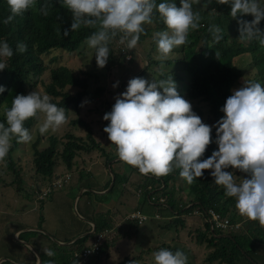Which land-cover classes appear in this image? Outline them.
Here are the masks:
<instances>
[{
	"label": "trees",
	"instance_id": "obj_1",
	"mask_svg": "<svg viewBox=\"0 0 264 264\" xmlns=\"http://www.w3.org/2000/svg\"><path fill=\"white\" fill-rule=\"evenodd\" d=\"M176 3L179 6V0H176ZM42 5L47 10L46 15L40 10ZM192 7L193 11L200 15L199 26L197 29L189 30L184 45L172 50L181 56L176 60H161L153 57V54L159 56L153 33L166 30L162 18L154 9L152 23L143 25L145 31L140 35L136 45H142L143 49L150 47V53L147 55L148 65L141 72V76L148 73L153 78L157 76L159 80L171 75L178 85L186 81L183 98L191 104L192 111L201 118L203 123L212 125L223 116L219 109L223 106L226 97L231 95L232 90L240 85V81L245 76L244 69L235 64L238 58L251 55L252 62H254L251 64V69L257 70L255 76L249 77V80L259 82L264 86V46H261L258 40L247 41L239 37L237 18L229 16V4H220L216 0H211L206 7H202L198 2L193 3ZM10 14L6 0H0V21ZM238 18L252 19L250 14ZM70 23V12L59 3V0H35L32 8L21 15L14 16L8 24L0 23V39L6 40L13 48L12 57L4 59L6 68L0 71V85L5 89L3 93H0V123L5 122L4 109L11 106L13 96L37 91L39 85H43L44 93L42 94H47L50 102L56 104L57 107L64 108L66 118L71 109L79 114L85 99L92 102L104 95L105 87L103 86H98L94 92L88 93L91 81L100 80L101 74L91 72L76 74L74 70L66 67L53 68L50 65L56 59L52 58L49 62L44 59L45 55L55 50L69 54L78 52L86 44V37L97 28V25H82L79 29L71 31L67 37L59 35L58 30L63 32V29L68 28ZM210 24H216L221 29L219 41L213 40L208 30ZM258 27L264 30V19L259 22ZM118 36L109 43L110 52L105 64L108 65V69L121 62L125 64L127 55H132V53L125 54V51L116 48L119 43ZM18 41L26 45L22 53L16 51ZM162 63L163 67H161ZM174 64L179 67L174 69ZM152 65L158 67V70L150 71ZM167 66L169 67L168 72L165 70ZM46 72L50 74V81L44 84L40 78ZM184 73L187 74L188 79L183 77ZM69 87L80 91L72 96L69 94ZM35 122L36 117L28 118L24 121V127L30 131ZM71 123L89 129V125L80 119ZM89 135L90 138L91 132ZM213 135L214 129L210 133V136ZM65 137L67 142L61 153L58 151V140L55 137L50 138V146L43 150L37 149V143L34 144L33 163L37 173L51 178L53 169L58 165L59 157L67 169L72 170L74 160L81 151L89 153L101 150V156L106 157L104 165H108L115 159V156H112L114 153L112 150L107 155L105 148H101L99 144L90 147L81 138H76L72 134H67ZM20 145L22 146L23 142H18L13 137L5 163H0V166H6L17 178L12 181L11 185L18 189H22L21 171L16 170L18 164L16 154ZM215 148L216 145L210 143L200 159L206 158ZM127 165H124L126 168L124 171L117 170V174L111 168L112 165L109 167L114 180L113 183L110 182L113 186L108 193L115 191L118 179L120 181L117 185V193L118 186L121 184L122 189L119 191L120 196L117 201L107 211L96 213L92 205L88 214L79 211V215L91 221L90 223H94L95 226H90L88 221L85 222L79 217H72L75 236L66 239V242H72L62 248L64 251H69L71 255L69 260H65L66 264H73L74 259L77 263L82 261L84 251L92 248L100 239L99 250L93 253L85 264H100L104 259H109L113 253L112 249L116 248L119 240L137 235L140 224L137 222L138 219L131 218L133 214L146 216L147 220L144 222H147L152 218L159 220L161 216L164 217L166 213L174 211H178V217L171 220L167 228L183 227L185 225V220L182 219L184 214L194 213L198 216L196 218H198L199 226L193 230L196 240L200 245L206 244L210 249L215 248L208 255L207 263L216 261L218 264H264V225L238 213L234 198L225 196L223 187L214 183V178L209 175L210 169L202 170V177L195 178L191 184H187L179 176L178 168H174L167 175L156 176L151 173H140L137 168L128 165L129 168ZM131 170L136 171V174L131 173ZM227 170L233 171L237 182L240 177H246V174L239 170L231 168ZM130 175L132 177L135 175L139 180L129 184L126 177L129 178ZM178 184H183L184 190H181ZM108 185L101 190L104 194L107 193L105 190L109 187ZM180 192L185 193V204L183 205L180 204L183 199L177 198ZM86 193L83 192V194ZM128 196L134 197L133 203L127 199ZM178 197H182V193ZM187 206L189 207L186 208ZM164 247L170 249L169 246ZM170 250L175 251V249ZM257 254L260 256L258 259L255 257ZM125 261L119 264H124Z\"/></svg>",
	"mask_w": 264,
	"mask_h": 264
},
{
	"label": "clouds",
	"instance_id": "obj_2",
	"mask_svg": "<svg viewBox=\"0 0 264 264\" xmlns=\"http://www.w3.org/2000/svg\"><path fill=\"white\" fill-rule=\"evenodd\" d=\"M197 2L206 7L211 0H179V6L176 0H59L70 12L71 23L63 32L58 30V34L67 37L82 25H98L86 37V45L94 50L95 63L102 68L109 57V43L118 34L122 51L135 52L140 35L145 31L143 25L152 23L155 9L166 26V30L153 33L159 57L172 59L177 55L172 50L184 45L189 30L199 26L200 15L192 7ZM216 2L230 5L229 16L237 18L242 40L255 39L264 46V30L258 27L264 19V0ZM6 3L11 14L0 21L3 24L32 8L35 0H6ZM40 10L47 14L43 5ZM245 14H250L252 19L238 18ZM208 30L214 41L221 39L218 25L210 24ZM25 49L26 45L18 41L16 51L22 53ZM12 55L13 48L0 39V71L6 68L4 59ZM129 60L132 55H127L126 65ZM118 84L117 80L112 87ZM4 91L0 85V93ZM219 111L223 116L212 125L203 123L192 111L191 104L177 93L171 75L150 81L132 77L101 119L108 122L103 132L114 145L116 160L137 168L140 173L156 176L167 175L178 168L179 176L187 184L202 177V170L210 169L214 183L223 187L225 196L234 198L238 213L264 225V86L244 79L242 85L226 97ZM39 114H43L38 129L41 134L55 131L66 122L64 108L50 102L47 94L33 90L13 96L11 106L4 109L5 122L0 123V163H5L13 137L18 142L31 141L32 135L24 127V121ZM213 129L214 135L210 136ZM210 143L216 148L200 159ZM229 168L239 170L246 177H240L237 182ZM43 194L45 198L40 199ZM49 194V189L36 193L35 205L46 201ZM132 217L138 219L140 225L147 220L142 214ZM43 251L49 257L54 255L51 249ZM152 255L155 264H186V256L179 249L160 248ZM73 264H77L75 259Z\"/></svg>",
	"mask_w": 264,
	"mask_h": 264
},
{
	"label": "rangeland",
	"instance_id": "obj_3",
	"mask_svg": "<svg viewBox=\"0 0 264 264\" xmlns=\"http://www.w3.org/2000/svg\"><path fill=\"white\" fill-rule=\"evenodd\" d=\"M116 48L121 49L123 46L118 43ZM135 49V52H132V61L128 65H126V63L122 64L124 62H121L111 69L107 68L108 65H105L102 68L97 67L95 58L93 57V49L88 48L86 44L74 54L55 50L44 56L46 62H49L52 58L56 59L50 65V67L53 68L62 66L74 70L76 74H81L82 72L101 74L100 80L91 81L88 93L90 94L94 92L98 86L105 87V93L102 97H98V99L92 102L85 99L83 102V108L79 114H76L75 110L71 109L68 117L66 118V122L55 131L49 130L41 134L38 129L42 123L43 114L36 116V122L29 131L32 135L31 141L27 143L23 142V145L18 147V155H16L18 162L16 170L18 172L21 171L20 185L22 186L21 188L24 189V193H30V191L36 193L33 188H35L36 185L39 187L40 183H43L44 185V182L47 181V179H50V182L54 181V183L49 185L50 194L47 198L48 202L53 200L55 197H57L59 202L70 198L76 208L78 215L79 211L82 213H84V210L88 212L91 205L92 207H95V211L97 213L103 211L105 209V205L111 206L117 201L118 197L120 196L119 191L122 189L121 184L118 186L117 193V185L120 181L119 179L116 182L117 184L115 191H113L111 194L108 193V191L111 189V183L113 181L109 167L112 165L111 168L116 174L118 173L117 170L121 169L120 166H118L119 163L116 162V159L112 162L110 161L108 165H104L106 157L101 156V150H95L89 153L81 151L74 160L73 169L68 170L61 157H59L57 159L58 165L53 169V175L51 179L50 177H44L35 170V165L33 163L34 144L37 143L36 148L43 150L50 146V138L55 137L58 140V151L61 153L63 147L65 146L64 144L67 142L65 135L72 134L76 138H81L90 147L92 145L99 144L101 148H105L104 151L107 155L111 153V150L115 151L111 142L107 139V134L103 132V127L108 122L102 120L101 117L105 112L111 110V106L114 103V97L124 90L128 79L132 77H146V80L149 81L152 79L157 80V76L153 78V76L149 75L148 73L145 76H141L142 74H140L147 67V55L150 53V47L144 48V50L143 46L141 45L135 47ZM153 55L154 58L160 59L159 56H156L155 54ZM179 57L181 56L174 55L172 60H176ZM167 58L168 56L165 59ZM235 64L237 67L243 68L245 71L244 78L240 81V85L237 86V88H239L242 85L244 79L249 80V77L255 76L256 69H251V64H254V62H252L250 54L238 58ZM161 67H163V63L161 64ZM178 67L179 66L177 64H174L173 68L177 69ZM154 70L157 71L158 67L152 65L150 71L153 72ZM165 70L168 72L169 67H165ZM183 77L188 79L187 74L185 73L183 74ZM40 79L43 80L44 84H47L50 81L49 72H46L45 75H42ZM117 80L119 81V84L116 88H113L112 84ZM185 83L186 81L180 83L179 85L175 83L176 91L181 97H183L185 94ZM42 86L39 85L37 87V91L40 93H44V87ZM79 91L80 90L77 88L69 87V94L72 96H74ZM78 119L86 122L89 125V129L80 125L75 126L71 123L72 121ZM89 132H91L90 138ZM114 155H117L116 151L112 156ZM122 165L127 164L122 161L121 167H124ZM128 167L130 168V166ZM79 171H82L85 174L81 182L74 178ZM131 173L136 174V171L131 170ZM64 174H66L64 177L60 179L58 178L57 181L54 180L57 175ZM106 178L107 182L103 183ZM126 179L129 184L132 181L136 182L139 180V178L135 175H133V177L130 175L129 178L126 177ZM13 180H17V178L14 177L12 172L6 166H0V187L6 188L7 186L11 185ZM108 183L110 185H108ZM101 185L104 186L101 187ZM107 185L109 186L105 190L107 193L104 194V192H100L102 189H105ZM178 185H180L181 190H184L182 187L183 184ZM13 189L18 188L13 186ZM82 189H84L87 193L83 194ZM97 189L101 190L97 191ZM2 192H0V195ZM128 193L132 192L128 191ZM181 193L182 197H178V195ZM16 194V192L12 193L11 196L8 197H14ZM184 194V192L177 194V198L183 199L180 202L181 205L185 204ZM127 199L133 203L134 197L128 196ZM188 207L189 206L186 208ZM177 212L178 211L169 212L166 213V216H161L159 220L152 218V220L142 223L137 235L132 238H124L119 240L116 248L112 249V255H110L109 259H104L102 263L119 264L120 262L126 260L124 264H155L152 255L153 252L160 248H165L164 246L168 245L170 249L181 250L186 256L187 264H209L207 263V258L209 257L208 255L213 252L215 248L210 249L206 246V244L200 245L198 240H196L193 230L199 226L198 218H196L198 216L194 215V213L191 215L184 214L182 219L185 220V225L183 227L173 226L171 228H167L171 220L177 219ZM74 214L78 217L75 212ZM72 224H74L73 221ZM255 257L258 259L260 256L257 254ZM133 258H135V260H133ZM210 264H218V262L215 261V263L211 262Z\"/></svg>",
	"mask_w": 264,
	"mask_h": 264
},
{
	"label": "crops",
	"instance_id": "obj_4",
	"mask_svg": "<svg viewBox=\"0 0 264 264\" xmlns=\"http://www.w3.org/2000/svg\"><path fill=\"white\" fill-rule=\"evenodd\" d=\"M116 162L122 161L116 160ZM118 166L121 168L118 170L119 172L125 170V167H121L120 163ZM65 175H57L54 180L57 181L58 178ZM84 175V172L79 171L74 178L81 182ZM105 182H107V178L103 183ZM52 183L54 181L50 182V179H47L44 185L40 183L39 187L36 185L33 189L35 192H43V190H47V187L49 189V185ZM9 186L0 187V192L3 191L0 195V264H47L48 261H52V264H66L65 260H69L71 255L69 251H64L62 248L72 242L65 240L73 238L76 232L73 230L72 216L77 217L74 214L77 212L71 199L59 202L55 197L49 202L48 200L44 201L45 203L42 202L40 207V205H35L36 193L33 196L34 192L24 193L23 188L13 189ZM99 190L101 189H97V191ZM15 192L17 194L14 197H8ZM83 192H85L84 189H82ZM100 192L103 193V191ZM29 195L32 197L30 198ZM104 207L103 211L105 212L110 206L105 205ZM84 212L89 213L85 210ZM78 217L85 222L88 221L90 226H95L94 223H90L91 221L81 215ZM44 249H51L54 255L47 256ZM100 264L103 263L100 262Z\"/></svg>",
	"mask_w": 264,
	"mask_h": 264
},
{
	"label": "built area",
	"instance_id": "obj_5",
	"mask_svg": "<svg viewBox=\"0 0 264 264\" xmlns=\"http://www.w3.org/2000/svg\"><path fill=\"white\" fill-rule=\"evenodd\" d=\"M45 195L46 194H43L42 196H40V199H44L45 198ZM145 219V217H144ZM119 224H117L118 226ZM100 240L97 241V243L92 247V248H88L84 251L83 253V256H82V261L78 262L77 264H85L87 263L86 261L89 260L90 256L93 254V253H96L98 250H99V245H98V242H100Z\"/></svg>",
	"mask_w": 264,
	"mask_h": 264
},
{
	"label": "water",
	"instance_id": "obj_6",
	"mask_svg": "<svg viewBox=\"0 0 264 264\" xmlns=\"http://www.w3.org/2000/svg\"><path fill=\"white\" fill-rule=\"evenodd\" d=\"M112 144V143H111ZM112 147H114V145H112ZM113 180H114V178H113ZM112 183H113V181H112ZM111 185H113V184H111Z\"/></svg>",
	"mask_w": 264,
	"mask_h": 264
}]
</instances>
